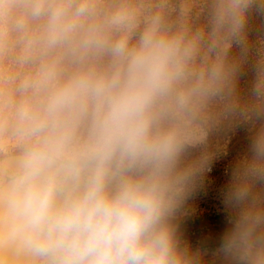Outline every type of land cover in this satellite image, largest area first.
<instances>
[{"label": "clouds", "instance_id": "1", "mask_svg": "<svg viewBox=\"0 0 264 264\" xmlns=\"http://www.w3.org/2000/svg\"><path fill=\"white\" fill-rule=\"evenodd\" d=\"M0 264H264V0H0Z\"/></svg>", "mask_w": 264, "mask_h": 264}, {"label": "rangeland", "instance_id": "2", "mask_svg": "<svg viewBox=\"0 0 264 264\" xmlns=\"http://www.w3.org/2000/svg\"><path fill=\"white\" fill-rule=\"evenodd\" d=\"M239 144L234 141L233 152ZM230 158V157H229ZM227 160L220 161L211 174L213 184L218 186L223 182V172ZM198 211L196 216L185 225L186 237L195 244L205 234H217L223 228V217L218 211V202L214 197L197 201Z\"/></svg>", "mask_w": 264, "mask_h": 264}]
</instances>
